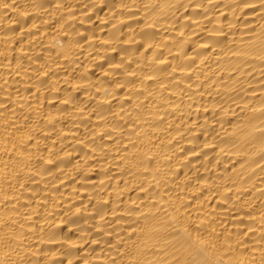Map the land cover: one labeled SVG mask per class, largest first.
Segmentation results:
<instances>
[{
	"label": "bare ground",
	"instance_id": "1",
	"mask_svg": "<svg viewBox=\"0 0 264 264\" xmlns=\"http://www.w3.org/2000/svg\"><path fill=\"white\" fill-rule=\"evenodd\" d=\"M0 264H264V0H0Z\"/></svg>",
	"mask_w": 264,
	"mask_h": 264
}]
</instances>
